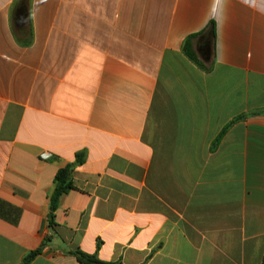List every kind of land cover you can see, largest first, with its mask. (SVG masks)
Masks as SVG:
<instances>
[{"label": "crops", "instance_id": "obj_1", "mask_svg": "<svg viewBox=\"0 0 264 264\" xmlns=\"http://www.w3.org/2000/svg\"><path fill=\"white\" fill-rule=\"evenodd\" d=\"M46 237L31 264L263 263L264 0H0V264Z\"/></svg>", "mask_w": 264, "mask_h": 264}, {"label": "trees", "instance_id": "obj_2", "mask_svg": "<svg viewBox=\"0 0 264 264\" xmlns=\"http://www.w3.org/2000/svg\"><path fill=\"white\" fill-rule=\"evenodd\" d=\"M23 6L26 8V1H24ZM23 12H25V9H23ZM212 27L213 26L211 25L210 28H212ZM28 37L30 39H32V32H29ZM196 37H198V35L191 37L185 43V45L183 47V53L197 67H199L200 69H202L204 71L210 72L212 67H213V63H211L209 66H206L205 63L199 58V56L197 55V53L193 50V47L191 46V41L194 40ZM26 43H30V42H26ZM243 118H245V116L239 117L235 121L242 120ZM235 121H233V122H235ZM233 122H231L229 125H227V127H225V129L222 131V133L216 139L214 146L220 142V140L226 134L227 130L231 127ZM85 161H86V153L85 152H79L76 155L75 161L73 163L66 165L64 168H61L55 177V187H54L53 192L49 196L48 223H49V228L51 230L54 229L56 226L55 214L59 208L60 201H61L62 197L65 194H67V192L70 189L74 188V184H73L74 180L73 179H74L75 171L79 167H81L85 163ZM50 241H51V238L46 237L39 249H37L36 251H33V252H31L25 256L22 264H31L32 261L43 252L44 248L46 246H48ZM69 254L75 256L83 264H116V263H109V262L101 261L97 258V256L89 255V254H86L82 251H73V252H70ZM262 264H264V260H263Z\"/></svg>", "mask_w": 264, "mask_h": 264}, {"label": "clouds", "instance_id": "obj_3", "mask_svg": "<svg viewBox=\"0 0 264 264\" xmlns=\"http://www.w3.org/2000/svg\"><path fill=\"white\" fill-rule=\"evenodd\" d=\"M217 4L221 5L222 7H226L227 0H216Z\"/></svg>", "mask_w": 264, "mask_h": 264}, {"label": "built area", "instance_id": "obj_4", "mask_svg": "<svg viewBox=\"0 0 264 264\" xmlns=\"http://www.w3.org/2000/svg\"><path fill=\"white\" fill-rule=\"evenodd\" d=\"M51 157H52L51 154H46V155L43 156L44 159H50Z\"/></svg>", "mask_w": 264, "mask_h": 264}]
</instances>
